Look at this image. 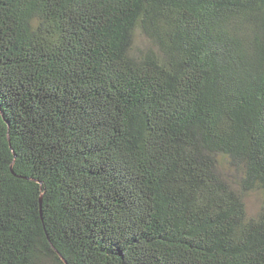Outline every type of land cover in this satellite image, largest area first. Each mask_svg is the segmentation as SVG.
Here are the masks:
<instances>
[{"label":"trees","instance_id":"obj_1","mask_svg":"<svg viewBox=\"0 0 264 264\" xmlns=\"http://www.w3.org/2000/svg\"><path fill=\"white\" fill-rule=\"evenodd\" d=\"M0 264H264V0H0Z\"/></svg>","mask_w":264,"mask_h":264},{"label":"rangeland","instance_id":"obj_2","mask_svg":"<svg viewBox=\"0 0 264 264\" xmlns=\"http://www.w3.org/2000/svg\"><path fill=\"white\" fill-rule=\"evenodd\" d=\"M134 32V43L131 49V53L133 55H138L144 51L155 49L153 44L141 33L139 29H136ZM217 165L222 177L229 182L232 188L239 190V179L241 178V173L229 165L225 156H217ZM242 197L247 215L255 216L260 210L262 204V194L258 190H250L245 192Z\"/></svg>","mask_w":264,"mask_h":264}]
</instances>
